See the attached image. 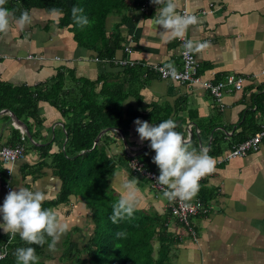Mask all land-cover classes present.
<instances>
[{
    "label": "crops",
    "instance_id": "obj_1",
    "mask_svg": "<svg viewBox=\"0 0 264 264\" xmlns=\"http://www.w3.org/2000/svg\"><path fill=\"white\" fill-rule=\"evenodd\" d=\"M157 7L148 12L138 9L127 12L123 23L121 16L111 15L106 23L108 32L115 31L116 27L121 30L122 47L130 45L132 49L127 56L144 65L140 77L136 72L127 73L113 63L97 60V50L79 43L67 28L58 27L59 17L32 10L31 24L23 29L13 24L7 32L0 33V81L12 86L35 87L53 79L59 70L64 69L77 81L98 83V92L103 85L116 91L122 89L127 95L125 110H137L144 115L156 111L175 120L176 131L191 145L196 144L197 149L206 147L210 150L214 138H221L222 145L229 146L220 156L223 157L237 144L239 133L252 134L264 125V103L260 108L256 103L260 99L257 96H264V0H178V14L183 9L193 13L212 9L211 13L199 16V23L190 26L185 35L194 42H210L208 49L194 53L202 78L214 83L229 75L245 78L242 91L225 93L219 103L200 85L190 88L148 74L145 65L171 63L180 69L181 64L179 39L165 42L160 32L162 29L150 20ZM30 55L33 58H28ZM124 56L121 51L116 55L118 58ZM66 75L70 81L69 74ZM8 116L0 115V147L7 145L12 128L21 133L24 130L11 117L7 120ZM135 120L126 134L107 129L101 133L98 142L106 133L119 149L114 151L112 145L110 151L113 155L124 152L131 157L148 154L156 169L145 167L160 174L158 166L153 163L156 154L150 141L140 140ZM27 122L30 137L26 135L30 142L26 144L25 159L8 165L0 161V167L6 172L0 174V206L8 192L16 187L44 192L48 196L44 203L57 199L62 187L50 165L39 169L29 167L37 166L40 161L39 152L33 146L51 143L49 156L61 151L67 142L65 119L49 102L41 101L37 117L29 118ZM212 157L217 160L215 169L201 180L199 190L206 189L212 195L209 211L192 221L197 238L193 239L175 220L171 223V229L180 234L182 240L176 264H264V141L259 151L246 157L220 164V157ZM50 162L47 159V163ZM117 172L131 178L125 170ZM114 179L115 175L111 184ZM112 186L118 191L115 184ZM138 187L141 201L138 209L152 208L160 214L169 210V201L146 179L139 180ZM53 209L61 221L69 225V230L55 250H49L46 245L40 258L43 264H51L54 257L61 262L68 243L82 247L94 228L90 210L74 195L70 196L69 202ZM7 237H12V243L15 238L21 240L18 234H6L0 228V244Z\"/></svg>",
    "mask_w": 264,
    "mask_h": 264
},
{
    "label": "trees",
    "instance_id": "obj_2",
    "mask_svg": "<svg viewBox=\"0 0 264 264\" xmlns=\"http://www.w3.org/2000/svg\"><path fill=\"white\" fill-rule=\"evenodd\" d=\"M144 2L145 0H8L6 7L14 11L16 17H19L25 9L40 10L48 14L49 9L53 7L62 9L64 15L59 17L58 27L67 28L79 43L97 50L100 60H108L116 57L120 51L126 55L123 58H129L121 45V30L116 27L115 31H107L108 17L121 16L123 23L126 13L140 10ZM73 6H79L84 10L83 14L90 21L87 26L81 27L74 23L71 16ZM142 68H144L142 65L124 67L127 73L136 72L138 77L143 75ZM148 71V74L156 75L153 71ZM66 73L69 74L70 81L67 80ZM71 76L69 71L59 70L53 79L35 87L12 86L0 81V112L11 111L29 127L27 121L29 118L37 117L38 104L47 101L57 108L65 119L67 142L61 151L49 156L51 143L33 146L39 152L40 161L37 166L29 167L39 169L50 165L62 182L57 199L44 203V208L53 209L67 203L69 197L74 195L83 201L91 212L94 228L89 240L82 247L77 243H68L61 262L64 264H176L182 240L180 234L171 229L172 222H179L173 218L170 209L164 214L152 208L138 209L131 219H125L118 224L112 223L109 218L112 214V205L119 199L120 194L113 188L111 179L119 170H125L131 178L140 181L142 178L132 174L129 168L131 156L125 152L120 155L111 153L110 149L115 144V140L108 134L104 133L100 141L95 144L104 130H119L126 134L134 119L143 118L150 124H159L167 120L168 116H162L156 111L153 113L145 111L147 115H144L137 110H125L127 95L123 94L122 89L116 91L110 86L103 85L98 92V83L77 81ZM259 96L257 99H260H256V103L260 108L264 103V96ZM6 119L10 120V116ZM11 133L7 145L4 146L18 144L26 146L30 142L27 135L25 140H22V133L17 128H12ZM253 134L254 132L247 135L239 133L240 139L237 144ZM222 143L221 138L215 137L209 155L220 157L229 147L223 146ZM194 145L196 144L192 146ZM234 146L230 147V150ZM135 158L143 162L146 167L156 169L148 154H141ZM47 159L51 160L50 164L47 163ZM5 173L0 167V174ZM197 195L196 199L209 210V201L212 198L210 192L201 189ZM181 226L188 231L186 227ZM118 231L126 232V237L117 239ZM7 239L8 237L1 242L0 247ZM46 245L47 243L43 247L28 245L23 240L18 241L15 238L10 245L8 257L0 264H17L14 256L16 248L29 246L36 249L39 264H43L40 258L44 255Z\"/></svg>",
    "mask_w": 264,
    "mask_h": 264
},
{
    "label": "clouds",
    "instance_id": "obj_3",
    "mask_svg": "<svg viewBox=\"0 0 264 264\" xmlns=\"http://www.w3.org/2000/svg\"><path fill=\"white\" fill-rule=\"evenodd\" d=\"M151 2L158 7L154 18L150 20L162 29L160 32L165 42L174 39L183 41L182 48L186 58H191L192 54L201 53L211 46L208 41L185 40L186 32L190 26L199 23V18L195 14H178L176 10L178 0H151ZM7 3L8 0H0V33L7 32L13 24L23 29L33 22L31 10L25 9L19 17H16L15 12L6 7ZM83 12L84 10L79 6H73L71 9L74 23L81 27L90 23ZM49 14L53 17H61L64 12L60 8L53 7L49 9ZM161 71L173 78L178 74L171 63L166 64ZM134 123L140 140L150 141V147L156 154L153 163L158 166L160 174L155 184L162 189V197L169 202L179 201L184 207H190L188 202L198 194L200 180L215 169L216 158L209 155L206 147L197 149L192 146L181 133L176 131L178 125L173 119L164 120L159 124H150L137 119ZM112 147L114 151H119L115 145ZM138 181L134 177L129 179L121 173H115L112 185L118 187L120 196L112 205V214L109 218L113 224L131 219L138 210L141 203ZM47 199L48 196L44 192L34 191L28 187H16L10 190L0 206V217L3 221L0 223V228L6 234H18L28 245L43 247L47 243L49 250H55L61 237L69 230V225L61 221L56 210L43 207ZM126 235V232L118 231L116 238L123 239ZM14 255L17 264H39V257L34 247H18Z\"/></svg>",
    "mask_w": 264,
    "mask_h": 264
},
{
    "label": "built area",
    "instance_id": "obj_4",
    "mask_svg": "<svg viewBox=\"0 0 264 264\" xmlns=\"http://www.w3.org/2000/svg\"><path fill=\"white\" fill-rule=\"evenodd\" d=\"M157 7L154 5L151 0H145L140 10L142 12H148L150 9ZM212 12V9L203 10L200 13H193L187 9L180 11V14L188 13L195 14L198 18L199 16H204ZM189 38L185 36V40ZM181 47V64L180 69H177V76L173 78L171 75L162 72L161 69L164 68V65L154 64V65H145L150 71H153L158 75L160 79L163 80H173L180 84L186 85L192 88L194 85H200L204 90L208 91L211 96L219 103L222 102L223 96L227 92H240L244 89L245 78L241 75H229L223 81L214 83L210 80H204L200 75V64L195 56L192 54L191 58H186L184 55V49L182 48L183 41L179 40ZM124 52L130 55L132 49L130 45L124 47ZM1 58V56H0ZM28 58H33V56H28ZM97 60H100L99 58ZM105 62L113 63L119 67L127 66H137L143 64L139 63L136 60L131 58H118L113 57L112 59L102 60ZM26 133L22 131V140H25ZM264 141V125L256 131L251 137L247 138L245 141L234 146L227 154L219 158V164L231 161L236 158L246 157L250 153L257 152L261 148L262 142ZM26 157V146L24 144H18L16 146H4L0 148V161L2 163L14 164L20 160L25 159ZM135 164V165H133ZM129 168L133 175L142 177L146 179L151 187L156 190L158 193H162V189L157 186L156 178L159 176V173L147 169L143 162L138 160L135 157H132L129 162ZM204 178V177H203ZM202 178V179H203ZM201 179V180H202ZM200 180V181H201ZM190 203V207H184L179 201L169 202L168 208L171 210L173 218H175L181 225L187 228L193 239L197 238V232L193 227L192 221L198 215L208 213V209L204 207L198 199H193ZM12 243V237L7 239L3 245L0 247V262L5 260L9 255V248Z\"/></svg>",
    "mask_w": 264,
    "mask_h": 264
},
{
    "label": "water",
    "instance_id": "obj_5",
    "mask_svg": "<svg viewBox=\"0 0 264 264\" xmlns=\"http://www.w3.org/2000/svg\"><path fill=\"white\" fill-rule=\"evenodd\" d=\"M2 114H7V115H9L12 119H13V121L15 122V124L17 125V126H19V127H23V131L30 137V133H29V130H28V127L21 121V120H19L16 116H15V114L14 113H12L11 111H9V110H3L2 112H0V115H2ZM119 131V130H118ZM100 137V136H99ZM99 137L97 138V140L95 141V144H97V142H98V139H99Z\"/></svg>",
    "mask_w": 264,
    "mask_h": 264
},
{
    "label": "rangeland",
    "instance_id": "obj_6",
    "mask_svg": "<svg viewBox=\"0 0 264 264\" xmlns=\"http://www.w3.org/2000/svg\"><path fill=\"white\" fill-rule=\"evenodd\" d=\"M70 198V197H69ZM51 264H62L60 261H58V258L57 257H54L52 260H51Z\"/></svg>",
    "mask_w": 264,
    "mask_h": 264
}]
</instances>
